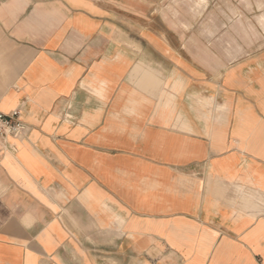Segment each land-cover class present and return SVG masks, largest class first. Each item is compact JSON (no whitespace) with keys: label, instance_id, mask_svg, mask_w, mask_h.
I'll use <instances>...</instances> for the list:
<instances>
[{"label":"crops","instance_id":"crops-1","mask_svg":"<svg viewBox=\"0 0 264 264\" xmlns=\"http://www.w3.org/2000/svg\"><path fill=\"white\" fill-rule=\"evenodd\" d=\"M210 8L0 0V264H264V51Z\"/></svg>","mask_w":264,"mask_h":264},{"label":"rangeland","instance_id":"rangeland-1","mask_svg":"<svg viewBox=\"0 0 264 264\" xmlns=\"http://www.w3.org/2000/svg\"><path fill=\"white\" fill-rule=\"evenodd\" d=\"M208 4L211 5L209 16L214 11L212 14L214 16L213 35L216 39L245 37L246 45H230L231 49L245 47L248 52L264 51V27L259 21L264 11L255 9L256 0H208ZM197 16L200 18L197 34L206 36L207 14L202 11ZM218 47L222 46H216V48Z\"/></svg>","mask_w":264,"mask_h":264},{"label":"built area","instance_id":"built-area-1","mask_svg":"<svg viewBox=\"0 0 264 264\" xmlns=\"http://www.w3.org/2000/svg\"><path fill=\"white\" fill-rule=\"evenodd\" d=\"M27 125L21 118L19 109L5 113L0 112V141L7 137H21L25 135Z\"/></svg>","mask_w":264,"mask_h":264}]
</instances>
